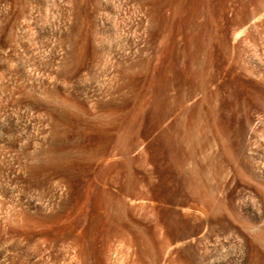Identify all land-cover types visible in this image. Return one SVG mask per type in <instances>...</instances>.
Returning <instances> with one entry per match:
<instances>
[{
  "label": "rangeland",
  "instance_id": "374dc122",
  "mask_svg": "<svg viewBox=\"0 0 264 264\" xmlns=\"http://www.w3.org/2000/svg\"><path fill=\"white\" fill-rule=\"evenodd\" d=\"M141 1L0 0V264H264V0ZM114 26L135 47L120 66ZM160 74L171 102L186 97L165 126ZM192 110L188 162L155 161L158 135L172 123L186 138ZM130 172L155 201L125 214L100 189ZM190 175L210 201L193 200Z\"/></svg>",
  "mask_w": 264,
  "mask_h": 264
},
{
  "label": "bare ground",
  "instance_id": "6f19581e",
  "mask_svg": "<svg viewBox=\"0 0 264 264\" xmlns=\"http://www.w3.org/2000/svg\"><path fill=\"white\" fill-rule=\"evenodd\" d=\"M147 2H145V3H143V0L141 1L144 5L146 4L147 5V3H149L148 4V6L149 5H151L152 6V4L150 3V2H152L151 0H150V2H148V0H146ZM141 2H138V3H141ZM195 3V2H194ZM158 4H162V2H160V3H158ZM144 5H140L141 7L140 8H142V6H144ZM145 5V6H146ZM164 5H165V3H164ZM164 5H160V6H164ZM177 5H179V4H177ZM184 5V4H183ZM193 5V4H192ZM145 6H144V9H145ZM147 7V6H146ZM150 7V6H149ZM176 7V6H175ZM179 7V6H178ZM194 7V6H193ZM192 7V8H193ZM197 7V6H196ZM139 8V9H140ZM195 8V7H194ZM143 9V8H142ZM149 9V8H148ZM172 9V8H171ZM177 10H178V8H176ZM196 9V8H195ZM194 9V11H196ZM146 10V9H145ZM145 10L143 11V12H145ZM193 10V9H192ZM170 11V10H169ZM185 11V10H184ZM190 11V10H189ZM198 11V10H197ZM142 12V11H141ZM175 12H177V11H174V13ZM147 13H148V11H147ZM193 13V12H192ZM144 14H146V13H144ZM184 14V13H183ZM109 16H111V17H114L115 19H117L119 16H120V11L119 10H115V9H110L109 10ZM142 16H143V13H142ZM175 16H176V14H175ZM179 17V16H178ZM177 18V17H176ZM187 19L185 18H182V16H181V20L179 21V23H180V25L181 24H183V23H185V22H187L186 21ZM142 21H140L139 23H141ZM145 22V21H144ZM143 22V23H144ZM139 23H138V27H139ZM145 26L144 24H140V26ZM136 26V25H135ZM135 26L133 27V28H135ZM150 26V25H149ZM138 27H137V30H138ZM181 27V26H180ZM142 28H144V27H142ZM142 28H140V30L142 29ZM132 29V28H131ZM145 29V28H144ZM178 29H179V27H178ZM114 30L116 31V32H118V36H119V42H118V46H116V48H113V49H115L114 51H116V52H113V53H115V56L116 57H114L115 59L116 58H118V60L116 59V61L118 62V65L120 66L121 65V63H123L122 61H123V59L126 57L127 58V55H133V53L131 52L130 53V51L132 50V49H134L133 47H131L132 45L130 44V42H129V39H128V35L126 34V32H124L123 31V29L120 31V30H118V28H117V26H114ZM135 30V29H134ZM145 30H147V29H145ZM136 31V30H135ZM136 33V32H135ZM137 33H138V31H137ZM140 33V32H139ZM138 33V34H139ZM175 42V41H174ZM131 46H130V45ZM175 43H171V44H169L167 47V49H165L166 51H168L169 53H167V52H165L166 53V55L167 54H169L168 56H170V54L171 53H173V51H174V49H175V45H174ZM134 46V45H133ZM135 46H137L136 44H135ZM132 48V49H131ZM137 48L139 49V46H137ZM109 49V48H108ZM110 49H111V47H110ZM138 49H137V51H138ZM134 51H135V49H134ZM133 51V52H134ZM136 51V52H137ZM136 52H134V53H136ZM111 53H112V50H111V52L109 53L110 54V56L112 57V59H111V61L113 62V56L111 55ZM166 55H165V57H166ZM171 56H172V54H171ZM170 57H166L165 59H166V63H168V62H170V67H172V68H174L176 65V61H175V59H174V57L173 58H171V60L170 61H168L167 62V59H169ZM117 62H115V64L117 63ZM115 64H113L115 67L117 66V65H115ZM167 65V64H166ZM118 67V66H117ZM121 68H122V66H121ZM117 69V68H116ZM119 69V68H118ZM175 69V68H174ZM120 70V69H119ZM166 70V69H165ZM167 71H169V69H167ZM171 71V70H170ZM175 71H176V69H175ZM184 71V70H183ZM165 71H161L160 73H163L164 75H165V73H164ZM177 72H180V71H178L177 70ZM184 73H186L185 75L187 76V77H189V78H191L193 75H195L196 73H195V71H194V69L192 68V67H188V68H186L185 69V72ZM162 74H160V78L163 76L164 77V75H162ZM166 75H168L169 76V74L167 73ZM165 77H167V76H165ZM164 77V78H165ZM195 77V76H194ZM163 78V79H164ZM162 79V78H161ZM162 79V85L160 84V86H162V88H160V89H163V93L162 94H164L163 95V99L162 98H159V92H158V94L155 96L156 98L154 99V102L155 103H157L156 102V100H158L157 98H159V99H161V100H159V104H157L161 109H159L158 108V110H157V107L155 106V108H156V111L158 112V113H156V116H157V121L160 123V125L162 124L163 125V123H169L170 121H171V119H173L171 116H173V114H174V110H176V109H180V110H186V105H185V98L184 97H181V96H176L175 97V99L173 100L176 104H174V102H173V104L174 105H171V104H168L169 103V101H170V103H172L171 102V100H169V94L170 93H168V88H169V85L171 84V83H169V81L170 80H163ZM169 79H170V77H169ZM174 82V81H173ZM157 91H159V90H157ZM161 91V90H160ZM160 96H161V94H160ZM171 96V95H170ZM162 97V96H161ZM252 98H253V96L252 95H250V97L248 98V99H250V100H248L249 102H248V105H251V100H252ZM170 99H172V98H170ZM169 100V101H168ZM253 103V102H252ZM161 105V106H160ZM163 106V107H162ZM167 110V111H166ZM179 111V110H178ZM171 112V113H170ZM170 115H169V114ZM179 113V112H178ZM176 116V115H175ZM259 117V116H258ZM205 118V117H204ZM262 117H260V119H261ZM264 118V117H263ZM258 120V119H257ZM157 121H156V126L158 127V123H157ZM257 122V121H256ZM260 122H262V120H260ZM259 123V122H258ZM213 124H214V120L213 119H211L210 118V116L207 114L206 115V118H205V122H203V126H202V130H203V133H204V135L205 136H207L210 132H212L213 131ZM261 124V123H260ZM159 125V126H160ZM161 125V126H162ZM195 125H196V111L195 110H192V112H191V114H190V118H189V123H188V135H187V139L186 138H184V137H182V136H180L179 134H178V132H177V130H176V128H175V126L174 125H172V123H170L169 125L167 124V127L166 128H164V127H162V128H164V130L161 128V126H160V128L163 130V131H161V133L162 134H159L158 135V137L160 138V140H159V142H156L157 144H159V145H157V144H155V146L157 147L156 149H158V151H160V153H157L158 151H156L155 152V157H154V160H155V158H156V160L155 161H157V156H158V154H160V156L162 155V154H164L165 153V151L166 152H168V154H169V158H167V160H169V162H170V159L176 164H178V166H184L187 162H188V160H189V154H186V153H184V150H183V146H182V144L186 141V142H188V141H190L191 139H192V133H193V130H194V128H195ZM264 125V124H263ZM155 126V127H156ZM163 126H165V125H163ZM159 128V127H158ZM157 128V129H158ZM264 129V128H263ZM262 129V130H263ZM252 131V130H251ZM252 132H254V131H252ZM262 132H264V131H262ZM251 134V133H250ZM161 135V136H160ZM262 135V134H261ZM264 136V135H263ZM263 136H260V139H263L264 137ZM190 137H191V139H190ZM262 137V138H261ZM159 138H156V141L159 139ZM188 139H190V140H188ZM256 140V139H255ZM131 141V140H130ZM257 141V140H256ZM191 142V141H190ZM257 142H259V140L257 141ZM161 144V145H160ZM259 145H260V143H259ZM258 145V146H259ZM158 146L160 147V148H158ZM163 149V150H162ZM117 151V150H116ZM115 152V151H114ZM157 153V154H156ZM119 154V153H118ZM122 154V153H121ZM120 155V154H119ZM165 156H166V153L164 154ZM164 155H162L163 157V159H164ZM161 158V157H160ZM160 158L158 159L159 161H162V158H161V160H160ZM109 159H107V161H108ZM164 160H166V159H164ZM103 161V160H102ZM112 163H110V164H108L109 166V168L107 169L108 171H109V173L111 172V170L113 171V169L114 170H116L118 167H122L123 168V166H124V163H123V160H121V162L122 163H120V161H118V162H115V161H111ZM173 162H171V163H173ZM126 164H128L127 162H125ZM125 164V165H126ZM170 164V163H169ZM107 166V165H106ZM117 167V168H116ZM122 168H120V171H119V168L117 169L119 172H121V173H124V172H122L123 171V169ZM124 168H125V166H124ZM104 169V168H103ZM110 169V170H109ZM105 170H106V168H105ZM104 170V171H105ZM126 170V169H125ZM108 171H106V174H108L107 172ZM261 171H262V169H261ZM264 171V170H263ZM261 173V172H260ZM263 173V172H262ZM126 174H128L127 172H126ZM130 174V178L129 179H131V180H128V181H130L129 182V185H125V186H121L120 188H119V190H117V193H114V191H112V190H110V188H108L107 186V184H106V181H105V186L103 187V188H101L100 189V199H102L103 201H105V202H109V204L111 203V204H113V205H117L118 207H119V209H121V210H123V211H121V212H124L125 211V208H126V211H127V205H126V202L127 201H132L133 203H134V201H137L138 199H140V203L141 202H143L145 199H150V198H152V200L154 199V197H151L152 196V194H151V196L150 195H148L147 196V194L145 193V192H142L141 190H136V189H132V188H137V184L139 183L140 184V182L142 181H139L140 179H136V176L135 177H133L132 176V172H130L129 173ZM106 176V175H105ZM127 176V175H126ZM128 177V176H127ZM144 180V179H143ZM139 181V182H138ZM146 181V180H145ZM187 181H188V184L190 185V187L192 188V190H191V196H193V200L195 201V202H197V203H205V202H208V201H210L211 200V196L210 195H207L206 193H204L203 192V190L201 189L202 188V184H201V181L198 179V178H194V176L193 177H191V175L190 176H188V178H187ZM143 182V181H142ZM141 182V183H142ZM144 184V183H143ZM124 185V184H123ZM131 185V186H130ZM136 186V187H135ZM148 193V192H147ZM154 194H156L155 192H154ZM157 194L158 195H160L159 193H158V191H157ZM150 196V197H149ZM156 197L158 198L159 197V199H160V196H157L156 195ZM156 198V199H157ZM141 199L143 200V201H141ZM151 199H150V201L149 202H151L152 201ZM102 201V202H103ZM148 201V200H147ZM146 201V202H147ZM153 201H155V200H153ZM156 201H158V199L156 200ZM161 201H163V200H161ZM138 202V201H137ZM149 202H147V203H149ZM157 203V202H156ZM156 203H153V206L155 207V205L154 204H156ZM159 203V202H158ZM145 204V203H144ZM152 204V203H151ZM143 204H141V206H138L139 208H141L142 209V211H143V209H144V207L142 206ZM146 205V204H145ZM150 205V204H149ZM149 205L147 204L146 206H147V208L149 207ZM152 206V205H151ZM117 207V208H118ZM157 207V206H156ZM155 207V208H156ZM153 208V207H152ZM152 208L150 207V211H152ZM155 208H153V213H155V211H156V209ZM190 209V208H189ZM196 209V208H195ZM194 209V210H195ZM146 210V209H145ZM149 210V209H148ZM119 211V212H120ZM126 211H125V214H126ZM147 211V210H146ZM150 211H149V213H150ZM196 211H202V210H196ZM143 212H145V211H143ZM128 213V212H127ZM152 213V212H151ZM200 213V212H199ZM203 213V212H202ZM143 214V213H142ZM141 214V215H142ZM144 216H146L145 214H143ZM153 215V214H152ZM143 216V217H144ZM136 232H138V231H136ZM135 234V233H134ZM138 234V233H137ZM140 235H141V233H139ZM136 235V234H135ZM134 235V236H135ZM78 237V236H77ZM138 237V236H137ZM87 238V237H86ZM83 239V240H86L87 241V239ZM82 239V238H81ZM81 239H80V241H81ZM72 240H73V238H72ZM71 240V242L70 243H74L73 241ZM224 240H226V239H224ZM223 240V241H224ZM79 241V240H78ZM79 241V242H80ZM86 241H84V242H86ZM142 241H145V240H142ZM141 241V242H142ZM219 241H221V240H219ZM227 241V240H226ZM226 241H224V242H226ZM89 242V241H88ZM91 242H94V240L93 241H91ZM37 243V242H36ZM78 243V242H77ZM81 243H83V241L81 242ZM162 243V242H161ZM221 242H219V244H220ZM227 243V242H226ZM229 243V242H228ZM227 243V244H228ZM42 244V243H41ZM83 244H85V243H83ZM82 244V245H83ZM89 244H92V243H89ZM131 244H135V242H134V240H133V243L131 242ZM146 243L144 242V245H145ZM222 244H223V242H222ZM226 244V245H227ZM71 245H75V244H71ZM70 245V246H71ZM142 245H143V242H142ZM75 246H78V245H75ZM92 246V245H91ZM132 246V245H131ZM80 247H81V245H80ZM144 247V246H143ZM162 247H163V244H162ZM217 247V246H216ZM223 247H224V245H223ZM71 248H74V246H71L69 249H71ZM79 248V247H78ZM77 248V249H78ZM83 250H85L84 248H83ZM82 250V252L84 253V251ZM78 251H80V253H81V250H78ZM86 251V250H85ZM72 252V251H71ZM77 252V251H76ZM73 253H75V251L73 252ZM83 253H81V254H83ZM77 254H78V252H77ZM76 254V255H77Z\"/></svg>",
  "mask_w": 264,
  "mask_h": 264
}]
</instances>
